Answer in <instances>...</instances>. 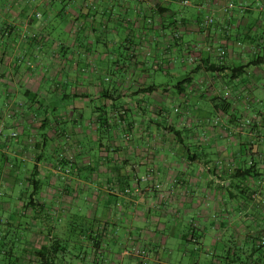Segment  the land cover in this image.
Listing matches in <instances>:
<instances>
[{"label": "crops", "instance_id": "1", "mask_svg": "<svg viewBox=\"0 0 264 264\" xmlns=\"http://www.w3.org/2000/svg\"><path fill=\"white\" fill-rule=\"evenodd\" d=\"M181 1L0 0L2 177L71 171L0 264H264V0Z\"/></svg>", "mask_w": 264, "mask_h": 264}, {"label": "rangeland", "instance_id": "2", "mask_svg": "<svg viewBox=\"0 0 264 264\" xmlns=\"http://www.w3.org/2000/svg\"><path fill=\"white\" fill-rule=\"evenodd\" d=\"M178 56V55H176ZM228 94V93H227ZM226 94V95H227ZM228 96V95H227ZM241 113H244V112H247L245 113L246 116H252L253 115V112L256 111V110H263L264 109V105L263 104H256L252 107V109H246V108H243V106L241 108H238ZM14 132L12 131V129H4L3 130V138L6 140L7 138H10L12 139V141H10V146H13L15 145L16 141H15V138L14 137H11V135L13 134ZM24 146H25V149H24V152H23V155L26 157V159L28 158H31V159H35V155L33 153V150H35V147H34V141H26L25 143H23ZM12 148V147H10ZM8 149V152L11 150V149ZM88 148V147H87ZM96 152V150H95ZM52 155L51 157L49 156L50 153L47 151L45 154L42 155V161H47V164L46 165V168L42 169L43 170V173H51L49 176L47 177H44V182H43V186H48V185H52V184H56V186H60V185H63L65 180L64 179H61L60 181L58 179H56L59 174L58 173H53V171H56V163L60 160L58 159L59 158V155L56 156V152H51ZM10 154V152H9ZM49 157V159H48ZM0 159H1V156H0ZM8 161L9 163H12L14 160L13 158L9 157L8 158ZM32 161V160H31ZM4 162L2 161V159L0 160V253H2V251H10L12 249L13 252H16L17 249H18V246L20 244H18L17 242V238H18V229L16 228L17 226V207H16V203L17 201L15 200L16 196H19L20 194L17 195L16 194H11L8 196V199H7V190H6V187H7V180L6 178H3L2 177V173H1V170H2V167L4 166L3 164ZM37 163V162H36ZM50 163H55V164H50ZM33 164H29V166L32 167ZM42 166H44V164H42ZM43 168V167H42ZM58 172V171H57ZM64 172V171H63ZM11 176V175H10ZM13 179L14 177H9L8 178V182L9 184H12L13 183ZM19 179H24L23 177H19ZM13 185V184H12ZM14 187H15V191H23L21 188V185L19 184H14ZM29 188V187H28ZM25 190H27V187L24 188ZM32 191V187L29 188V191H26L27 193H25V197H28L29 198V193ZM8 202V206H5L6 203ZM7 220L13 224L12 226H9L7 224ZM3 255V254H2ZM177 255H179V253H177ZM209 256V255H208ZM143 257H146V252H145V255ZM0 258H4V255L3 257H1V254H0ZM209 258V257H208ZM180 260V259H179ZM184 262H186V259H182ZM206 261H212L213 259L209 258V259H205Z\"/></svg>", "mask_w": 264, "mask_h": 264}, {"label": "trees", "instance_id": "3", "mask_svg": "<svg viewBox=\"0 0 264 264\" xmlns=\"http://www.w3.org/2000/svg\"><path fill=\"white\" fill-rule=\"evenodd\" d=\"M174 39H177L178 37H179V34H175L174 36ZM241 69V67L240 68H238L237 70H240ZM208 71H212V72H216V71H219V69H215V68H213V67H211L210 69H208ZM234 72L235 71H232V73H233V75H234ZM180 85H184V82H182ZM41 142H44V141H41ZM46 142V141H45ZM44 144V145H43ZM39 145H41V143L40 142H38L37 144H36V146H37V148H39L40 149V147H39ZM41 149H42V151L40 152V154H38L37 155V157L35 156L34 158H35V160H36V162L38 163V162H41L42 161V155L43 154H45L46 153V144L45 143H42V145H41ZM1 154V153H0ZM10 156V155H9ZM1 159H2V161L3 162H5V159L4 158H2V156H1ZM0 159V160H1ZM48 159H49V157H48ZM13 163V162H12ZM12 163H10V164H12ZM4 164V163H3ZM51 164H55V163H51ZM66 164H68V163H66L65 161H64V159L63 158H61L59 161H58V163H56L55 165H56V169H57V171H58V173H61V174H66V175H69L70 173H71V171H70V169L69 168H67V165ZM64 171V172H63ZM1 173H2V170H1ZM2 175V174H1ZM255 176H257V174H256V172L254 171V165H250L248 168H246L245 170H241V169H238L234 174H233V178L234 179H236L237 181H239V182H241L242 180H244V179H247V178H252V177H255ZM9 177H14L13 175H11V176H9ZM19 177L20 176H18V177H14V179H13V183L12 184H18V182H19V184L21 185V188H23L22 190V192H23V194L22 195H24L25 193H27L26 191H29V188H31L32 187V191L29 193V198L28 197H25V195H24V197H25V204H26V206H29L30 204H33L35 201H36V199H35V197H37L38 196V191H39V189H40V187L41 186H43V180H44V177H42L41 175H39V167H38V164H33L32 165V167L31 166H29V176H25V175H21V177H23L24 179H19ZM61 178V176H58L56 179H58L59 181L61 180L60 179ZM8 180V179H7ZM27 187V190H25L24 188H26ZM29 187V188H28ZM21 194H20V197L22 196ZM7 224L9 225V226H12L13 224H11L8 220H7ZM16 228H17V226H16ZM260 245H264V243H259ZM259 245V246H260ZM4 252H8V251H4ZM13 251H12V249L8 252L9 254L10 253H12ZM1 254V257H3V251H2V253H0ZM3 254V255H2ZM0 259H3V258H0ZM4 259H5V256H4ZM235 262V261H234Z\"/></svg>", "mask_w": 264, "mask_h": 264}, {"label": "built area", "instance_id": "4", "mask_svg": "<svg viewBox=\"0 0 264 264\" xmlns=\"http://www.w3.org/2000/svg\"><path fill=\"white\" fill-rule=\"evenodd\" d=\"M189 3H190V0H182V1H181V4L184 5V6L189 5ZM230 7H231V6L228 5V6L224 9V11H225V12H228L229 9H230ZM148 22L150 23V22H151V19H148ZM213 22H214V19H213L212 17H207L206 20H205V24H206V25H211V24H213ZM218 55H219L220 58H223L224 53H223V51H222L221 49H218ZM176 111H177V110H176ZM217 122H218V119H216V123H217ZM150 177H151V174H148V175L146 176L145 180L150 179ZM156 187H159V185L156 184ZM126 192H129V190H126ZM139 254H141L142 256H144V255H145V251L142 250V251H140Z\"/></svg>", "mask_w": 264, "mask_h": 264}]
</instances>
